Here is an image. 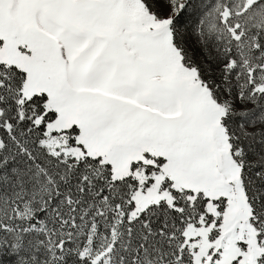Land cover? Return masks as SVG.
Listing matches in <instances>:
<instances>
[{
    "label": "snow or ice",
    "instance_id": "6c2138e0",
    "mask_svg": "<svg viewBox=\"0 0 264 264\" xmlns=\"http://www.w3.org/2000/svg\"><path fill=\"white\" fill-rule=\"evenodd\" d=\"M0 264H264V0H0Z\"/></svg>",
    "mask_w": 264,
    "mask_h": 264
}]
</instances>
